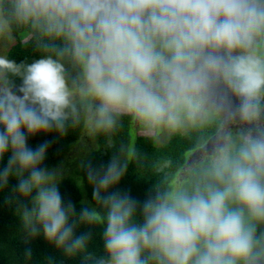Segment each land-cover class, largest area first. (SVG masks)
Segmentation results:
<instances>
[{"label": "clouds", "instance_id": "obj_1", "mask_svg": "<svg viewBox=\"0 0 264 264\" xmlns=\"http://www.w3.org/2000/svg\"><path fill=\"white\" fill-rule=\"evenodd\" d=\"M18 35L39 55L0 53V193L25 264L41 236L64 258L42 264H264V0H0V41ZM124 118L153 143L210 123L244 129L213 137L202 159L163 160L157 171L179 177L143 199L119 187L135 144L82 162L92 191L78 210L45 165L54 140L29 138L80 126L110 137Z\"/></svg>", "mask_w": 264, "mask_h": 264}, {"label": "trees", "instance_id": "obj_2", "mask_svg": "<svg viewBox=\"0 0 264 264\" xmlns=\"http://www.w3.org/2000/svg\"><path fill=\"white\" fill-rule=\"evenodd\" d=\"M27 40L18 35L16 42L6 52L10 58L16 60H28L29 62L38 58V53L30 46L20 47V44ZM28 41V40H27ZM83 126L72 128L68 134L57 138L55 133L45 135L43 133L29 138V144L35 147L45 139H53L54 143L49 148L45 165L49 168H57L63 162L73 143L77 142ZM221 124L210 123L192 129L187 135L177 133L169 137L164 143H153L148 136L138 138L135 133L133 121L128 118L123 119L122 126L109 136L93 134L94 146L85 157L84 162L90 161L93 166L106 163L110 156L116 153L121 146L135 144L139 153V159L129 165L126 176L122 179L119 187L130 190L131 194L139 199H143L150 184L166 177L169 181L178 178L179 171L175 169H164L157 171L163 160L172 159L174 162H186L191 154L193 158L200 157L199 150L207 145V142L220 130ZM111 141V142H109ZM201 157L200 159L204 158ZM7 156L5 157V161ZM77 176H64L60 184L61 193L66 199H71L76 203L79 210L80 201H91V187L88 185L85 170L81 166L77 170ZM15 180L10 182L14 184ZM7 190L0 193V264H25L23 250L25 245L21 240L20 221L14 215V209L4 203V196ZM100 229L97 228V237L94 246L102 247L99 239ZM33 251L32 260L29 264H42L44 259L51 255L58 260L64 259L43 237H38L31 242ZM64 264H76L75 260H64Z\"/></svg>", "mask_w": 264, "mask_h": 264}, {"label": "rangeland", "instance_id": "obj_3", "mask_svg": "<svg viewBox=\"0 0 264 264\" xmlns=\"http://www.w3.org/2000/svg\"><path fill=\"white\" fill-rule=\"evenodd\" d=\"M15 42L16 40L12 43H6L4 41H0V53L6 54L7 50L12 45H14ZM27 43L28 41L24 40V42L20 44V47L28 46ZM133 126L135 127V133H136L135 136H137L138 138L147 136L143 130L142 125L133 122ZM243 129L244 126L238 123L232 125L222 124L220 130L213 137H216L217 138L216 142H219L225 136L236 137L243 131ZM165 137L166 138L162 143L166 142L169 139L167 134H165ZM212 138L209 141H211ZM209 141L207 142V145H205V147H207L208 149H212L214 147V144L209 143ZM93 146H94L93 133H91L86 127H84L78 141L72 144L71 149L68 152L69 154L66 156L63 165L59 167L62 170L63 175L64 176L73 175L74 177H76L78 173L77 170L81 167L82 162H84L85 157L92 150ZM205 147L199 150L200 157L193 158L191 154L189 156H191L193 160H198L201 157L206 156L207 153L204 151Z\"/></svg>", "mask_w": 264, "mask_h": 264}]
</instances>
